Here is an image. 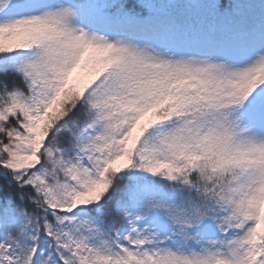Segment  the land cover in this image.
<instances>
[{
	"label": "snow or ice",
	"instance_id": "snow-or-ice-1",
	"mask_svg": "<svg viewBox=\"0 0 264 264\" xmlns=\"http://www.w3.org/2000/svg\"><path fill=\"white\" fill-rule=\"evenodd\" d=\"M0 264H264V0H0Z\"/></svg>",
	"mask_w": 264,
	"mask_h": 264
}]
</instances>
